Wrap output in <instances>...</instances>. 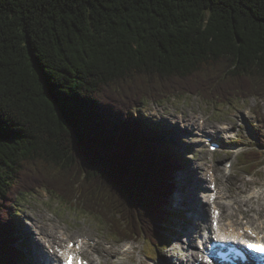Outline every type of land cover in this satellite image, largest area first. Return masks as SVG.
Here are the masks:
<instances>
[{
	"label": "trees",
	"instance_id": "1",
	"mask_svg": "<svg viewBox=\"0 0 264 264\" xmlns=\"http://www.w3.org/2000/svg\"><path fill=\"white\" fill-rule=\"evenodd\" d=\"M198 94L264 99V0H0V264L37 190L162 244L180 157L133 111Z\"/></svg>",
	"mask_w": 264,
	"mask_h": 264
},
{
	"label": "rangeland",
	"instance_id": "2",
	"mask_svg": "<svg viewBox=\"0 0 264 264\" xmlns=\"http://www.w3.org/2000/svg\"><path fill=\"white\" fill-rule=\"evenodd\" d=\"M241 98L244 99L237 98L232 100L231 104L221 105L209 103L199 94L184 95L163 102L147 101L143 104L141 110L137 112L135 110L133 111L134 116L137 118H140L143 113L153 125L155 124L154 122L157 121L156 123H158L163 133L153 137L164 139L163 141L167 142L168 145L172 147V150L177 152L180 156V161L178 162V167L180 166V168L177 169L175 177L173 176L175 178L174 183L176 184V189L171 198L174 214L169 225L168 234L164 238L162 244L159 243V245H157L152 243L151 240L145 239L139 241H119V239L112 235L105 220L102 218L100 219L94 217V215H87L83 212V209L62 203L60 199L46 190H37L35 193L22 194L19 197L18 207L21 212H19V218L16 219L18 231L13 237L15 238L14 245L20 248V251L26 255L30 264L31 257L33 254L37 255V253L31 251V246L25 238V232L28 231L31 234L33 232L36 233L37 226L49 223L56 226L57 230H59L60 227L68 231L73 240H76L78 235H88V237L96 239L97 242L99 241L100 243L97 247L100 253L104 255V262L99 264H120V262H122L121 264H169L175 259L172 258V255L185 258L187 254H185L184 247L188 246L189 241L187 240L190 237L187 233V228L191 225V221L188 220L186 207H180L177 204V196L181 190L180 185L177 184L178 176L182 171H186L189 168L197 170L201 167L200 171L206 174L207 171L204 170V166L213 164L214 169L215 166L217 170L220 169L218 175L221 174L220 172L224 175L226 174V177L222 176V181L221 177L220 180L218 178V183L221 181L222 185H227L228 187L234 182L240 187H244L241 184L242 182L248 183L246 187L239 191L234 187L235 192H233L232 197H226L227 199L224 200L228 204L233 202L231 204L232 209L239 206V204H234V200H239L241 195H246L254 189L264 192V160L263 165L255 170H251L249 165L243 164L245 153L258 145L259 136H264V128L262 127L261 120H259V122L257 121L258 117L259 119L262 118V122L264 121V99L262 100L257 97ZM156 109H160V112H155ZM192 113L196 115L200 114L198 117H204L206 123L210 125L232 122L235 125V130L239 132L237 145L242 148V153H240V147H237L236 153H230L229 149L226 148L223 151L213 154L208 153V147L205 144L197 147V145L194 144L196 140V137H194L196 134L194 135V132L196 130L185 129L184 125L176 122V119H173L175 116L183 114L188 118ZM160 116H164V119L159 118ZM208 126L209 125H207L205 130L207 131L206 134L210 136L211 133L208 132L210 130ZM225 142L227 143L228 140H225ZM259 149L263 151L264 155V150L262 148ZM227 161L233 162L231 175L227 173L230 172V170H224L226 169ZM213 171L215 174L217 173L216 170ZM248 172L254 174L249 175ZM202 183L205 184L204 180ZM200 187L201 186L193 189L194 194L199 198L202 197L201 192L204 189ZM225 196H223V198ZM262 196L264 201V193ZM240 207L242 208L240 211L243 213L245 212L244 208H248H243L241 204ZM258 208L259 204L255 203L253 209L249 212L252 217L254 216L253 219L256 221L260 218L255 217ZM179 210L182 211L184 214L183 216L180 214ZM262 214L264 215V207L260 215ZM233 217L236 219L235 212ZM239 220L242 221L241 219ZM196 223L200 224V229L194 235V247L197 245L199 233L203 231L208 222L203 218L197 220ZM21 242L25 244L24 250ZM86 254L90 260L91 257L89 254L87 252ZM157 254H159V258ZM37 256L40 260H43L42 256L39 254ZM150 257H155L156 259ZM40 264L43 263L40 262Z\"/></svg>",
	"mask_w": 264,
	"mask_h": 264
},
{
	"label": "bare ground",
	"instance_id": "3",
	"mask_svg": "<svg viewBox=\"0 0 264 264\" xmlns=\"http://www.w3.org/2000/svg\"><path fill=\"white\" fill-rule=\"evenodd\" d=\"M161 109V108H160ZM160 109H156L155 112H160ZM181 114V113H180ZM200 115V114H199ZM203 116V115H202ZM177 121L181 123L182 125L186 126L189 129H195L194 137H196V140L194 141V144L197 145V147L203 146L205 143L206 136H209L206 134L205 128L201 127L199 124L201 118L199 117L197 119V116L195 113H192L188 116H184V118L179 116H175ZM174 122V121H173ZM232 126L234 124L231 122ZM209 125V133L216 136L219 133H229L232 129V126H230V123H223L221 125L217 124H206L205 126ZM204 126V127H205ZM183 127V126H182ZM188 129V130H189ZM160 135V134H159ZM163 141V139H160ZM210 143L208 144V146ZM213 162V161H212ZM219 167V166H218ZM201 167L197 170L194 169H187L186 171H182L178 176V183L180 185V193L178 194L177 204L180 207H186L187 210V217L188 220L191 221V225L187 228V233L190 236V248H194V235L195 233L200 229V224L196 223L197 220L201 219H207L209 224L208 227L205 228L207 230L206 236H201V243L198 246L195 245V248L193 252L190 254L188 253L187 249L184 248L185 255L184 257H177L173 255V261H171L169 264H208L206 261H204V251L199 250L207 249L212 243H218L220 241H223L224 239L228 238L227 233L232 229L233 235L237 236L240 235L241 237H248V235H244L241 233L242 229H245L246 231L250 228H259L262 227L264 222L260 221V218H258V221L254 220L252 217L249 218L248 222H245L244 220L240 221L239 219H234V212L236 210H242L240 207V204L244 207V211L249 214L251 209H253V206L255 203L259 204V208L257 211V214L262 213V208L264 207V201H263V193L260 190L254 189L250 192H248L246 195H241L239 200H234V204H239L238 207H235L232 209L231 204H224L223 208L227 213V220L225 222L222 221L220 216L215 215L214 211L217 207L218 200L226 199V197H232L233 192H235L234 187L236 189L241 190L242 188L246 187L248 183L242 182L241 184L244 187H240L234 183H231L229 187L226 185H222V176L226 177V174L224 175L222 172L218 175V171L216 166L215 169L213 167V164H207L204 166V170L207 171L206 174H203L200 171ZM216 170L217 173L215 176L211 175L210 172ZM227 170V168H226ZM221 181L218 183V178ZM229 177V176H228ZM204 180L205 184L202 183ZM224 183V182H223ZM201 186L203 189L202 197H198L196 194H194L193 189ZM200 187V188H201ZM176 189V184H175ZM244 192V190H243ZM226 195V196H225ZM223 196H225L223 198ZM237 197V196H236ZM210 205V206H208ZM210 207V208H208ZM237 208V209H236ZM186 212V211H185ZM49 219V218H48ZM58 227V226H57ZM63 228V227H62ZM67 229V228H66ZM64 229H61L59 227V230L56 229V226H53L49 223H45L44 225L37 226V234L33 232L32 234L30 232H25V238L28 240L31 251L34 253L39 254L42 256L43 260H40V258L37 255H34L31 257L30 264H40L42 262L43 264H62V255L61 251L64 249L69 248L68 244L69 241L72 239L70 238V233ZM220 232V233H219ZM264 233V231H263ZM34 234V236H33ZM69 234V235H68ZM66 235V236H65ZM37 236V237H36ZM65 236V238L63 237ZM69 236V238H68ZM86 236L88 235H78L77 236V242L79 241L80 237H83V239H86ZM72 238V237H71ZM22 243V242H21ZM100 242H98L99 244ZM23 244V250L25 247V244ZM37 247V248H36ZM131 247V246H129ZM98 248V247H97ZM132 248V247H131ZM192 251V249H190ZM187 252V253H186ZM203 252V253H202ZM99 258V257H98ZM192 260H194L192 262ZM95 261L97 259L95 258ZM95 261L93 260L90 264H95ZM122 262H120L121 264ZM96 264H99L98 262Z\"/></svg>",
	"mask_w": 264,
	"mask_h": 264
},
{
	"label": "snow or ice",
	"instance_id": "4",
	"mask_svg": "<svg viewBox=\"0 0 264 264\" xmlns=\"http://www.w3.org/2000/svg\"><path fill=\"white\" fill-rule=\"evenodd\" d=\"M248 247H250V248H256L255 245H248ZM258 251H260V252H264V246H260V247L258 248ZM72 259H73V258H71V257L69 258V264H71Z\"/></svg>",
	"mask_w": 264,
	"mask_h": 264
}]
</instances>
